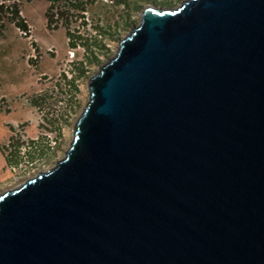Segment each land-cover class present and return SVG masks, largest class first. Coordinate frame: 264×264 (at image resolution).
Instances as JSON below:
<instances>
[{
    "label": "water",
    "instance_id": "water-1",
    "mask_svg": "<svg viewBox=\"0 0 264 264\" xmlns=\"http://www.w3.org/2000/svg\"><path fill=\"white\" fill-rule=\"evenodd\" d=\"M116 44L0 192V264H264V0L146 5Z\"/></svg>",
    "mask_w": 264,
    "mask_h": 264
},
{
    "label": "rangeland",
    "instance_id": "rangeland-1",
    "mask_svg": "<svg viewBox=\"0 0 264 264\" xmlns=\"http://www.w3.org/2000/svg\"><path fill=\"white\" fill-rule=\"evenodd\" d=\"M14 1L18 4L27 32L23 34L11 23L5 22L0 31V97L3 99L0 146L6 143L17 124L21 126L25 138L35 142L29 144L27 161L20 162L14 169L6 162L0 148V192L18 186L39 171L50 169L64 154L72 137L73 122L87 100L88 77L113 55L116 43L129 27L138 24L142 8L146 5L174 8L180 2L128 0L130 6L122 8L115 1L95 0L86 9L90 25L96 22L109 26L115 37L105 36V53L97 52L98 62L84 64L85 73L81 76L72 74L74 79L62 86L55 79L59 70L65 67L69 47L61 22L56 24L55 29L45 27L43 13L48 5L46 0ZM76 24L71 22L72 26ZM90 25L87 27L91 30ZM81 32L89 33L85 29ZM74 56L75 61L82 57L79 49L75 50ZM33 57L35 64L29 60Z\"/></svg>",
    "mask_w": 264,
    "mask_h": 264
},
{
    "label": "trees",
    "instance_id": "trees-1",
    "mask_svg": "<svg viewBox=\"0 0 264 264\" xmlns=\"http://www.w3.org/2000/svg\"><path fill=\"white\" fill-rule=\"evenodd\" d=\"M48 2L47 7L44 10L45 17V27L46 28H56V24L61 22V26L63 27L64 34L67 38L66 44L69 48H74L76 46H80L82 48V57L75 62H73V71L74 75L81 76L85 73L84 64L88 63H96L99 60L98 53H105V44H103V40L105 36L107 37H115L112 28L109 26H103V24L92 23L87 19V8L91 5L95 0H46ZM109 2L115 1L122 8H128L129 2L128 0H108ZM153 2L165 3L170 2L171 0H152ZM58 4V6H57ZM18 4L14 0L12 2L6 3L5 0L0 1V31L4 27L5 23H11L21 32L26 33L27 28L25 25L24 19L19 14ZM75 21L77 24L75 26L71 25V22ZM124 22L127 23L125 19ZM87 25L91 26V30L87 27ZM82 29L88 30L89 33H82ZM98 52V53H97ZM32 64L36 63V59H29ZM72 76L67 80L70 83L74 78ZM0 101H3L0 97ZM34 101V100H33ZM3 103V102H2ZM37 104V102H35ZM1 109V104H0ZM11 137V136H10ZM9 138V137H8ZM35 142L33 139H28L27 141V149L26 153H29V144ZM46 140V144H47ZM13 147L10 149V153L4 152L5 146H0L2 154L6 160V162L10 165H16L21 160H18L17 152L19 153V146L21 142L14 140L12 143ZM48 145V144H47ZM27 156V155H26ZM20 159V157H19ZM17 162V163H16Z\"/></svg>",
    "mask_w": 264,
    "mask_h": 264
},
{
    "label": "built area",
    "instance_id": "built-area-1",
    "mask_svg": "<svg viewBox=\"0 0 264 264\" xmlns=\"http://www.w3.org/2000/svg\"><path fill=\"white\" fill-rule=\"evenodd\" d=\"M23 34H25L24 32H21ZM79 49L80 53L82 55V48L80 46H76L74 48H69L68 49V56L66 57V61H65V67L60 69L59 72L56 75V81L58 82V84H62V86L65 85V82L71 77V75L74 73L72 67H73V62H75V50ZM34 58V57H33ZM45 77V76H44ZM0 104H2V101H0ZM20 125H16L15 129L12 130V134L11 137H9L6 140V143L4 144L5 146V154L8 153L10 151V149L13 147L12 143L14 140H17L19 142H21V145L19 146L18 150H19V157H20V162H24L27 161V157H26V149H27V141L28 139L25 138V135L22 134L23 130L21 129ZM10 153V152H9ZM20 162L16 165H10L12 166V168L14 169L16 166L20 165Z\"/></svg>",
    "mask_w": 264,
    "mask_h": 264
}]
</instances>
